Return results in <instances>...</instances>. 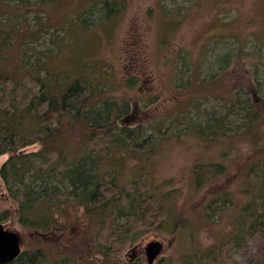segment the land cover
<instances>
[{
  "label": "rangeland",
  "instance_id": "1",
  "mask_svg": "<svg viewBox=\"0 0 264 264\" xmlns=\"http://www.w3.org/2000/svg\"><path fill=\"white\" fill-rule=\"evenodd\" d=\"M120 1L105 15L98 0H0V45L10 69L24 58L27 67L47 63L55 79L66 72L70 81L94 84V100H128L119 120L138 127V141L148 137L153 149L105 159L99 170L113 166L123 174L120 184L142 179L168 215L159 226L137 230L123 254L135 248L146 264L143 248L158 239L165 248L155 264L163 255L174 264L193 257L196 264L198 250L216 253L238 235L252 189L264 174V110L259 119L246 115L264 103V0ZM89 7L93 12L86 13ZM39 75H46L44 69ZM18 88L29 96L39 85L23 76ZM212 119L223 120L215 136L198 128ZM76 137L84 140L86 134ZM7 158L0 155V169ZM209 162L225 168L199 179L194 168ZM7 188L0 175V208L14 209ZM69 217L70 236L86 229L83 208ZM3 223L22 234L27 249L17 217ZM237 241L226 252L230 259L250 264L263 256L264 237Z\"/></svg>",
  "mask_w": 264,
  "mask_h": 264
},
{
  "label": "trees",
  "instance_id": "2",
  "mask_svg": "<svg viewBox=\"0 0 264 264\" xmlns=\"http://www.w3.org/2000/svg\"><path fill=\"white\" fill-rule=\"evenodd\" d=\"M98 1V11L105 15L121 2ZM5 56L6 47L0 45V155L8 154L0 175L17 204L14 209L0 208V221L17 217L28 240V248L8 264H143L142 257L131 259L123 252L137 230L159 226L168 211L157 195L147 193L142 179L120 184L118 176L123 174L113 166L99 170L105 159L108 163L116 155L130 156L132 149H153L148 137L138 141L143 134L138 127L132 129L119 120L129 109L128 100H94L95 86L83 78L70 81L65 72L64 79H55V70L47 63L27 67L25 58L13 70ZM43 69L46 75L41 76ZM23 76L39 85L29 96L18 88ZM130 79L132 85L136 78ZM260 109L264 110L261 101L250 107L247 118L259 119ZM222 126V119H212L198 128L215 136ZM81 132L86 134L84 140L76 137ZM35 143L41 145L38 150L23 149ZM222 167L209 162L196 165L194 171L200 179ZM258 180L238 223V235L221 243L216 253L198 250L196 264H240L227 257L228 248L244 236L264 237V174ZM76 208L84 209L88 224L72 237L65 221ZM251 260L250 264H264V254ZM158 264L174 262L163 255Z\"/></svg>",
  "mask_w": 264,
  "mask_h": 264
},
{
  "label": "water",
  "instance_id": "3",
  "mask_svg": "<svg viewBox=\"0 0 264 264\" xmlns=\"http://www.w3.org/2000/svg\"><path fill=\"white\" fill-rule=\"evenodd\" d=\"M22 234L0 221V264L13 262L23 251ZM164 250V243L152 239L144 246L146 264H155Z\"/></svg>",
  "mask_w": 264,
  "mask_h": 264
},
{
  "label": "flooded vegetation",
  "instance_id": "4",
  "mask_svg": "<svg viewBox=\"0 0 264 264\" xmlns=\"http://www.w3.org/2000/svg\"><path fill=\"white\" fill-rule=\"evenodd\" d=\"M164 248H165V245H164ZM136 252H137L136 249H135V248H132V249L130 250V252L127 254V256H128L129 258L133 259L134 256L137 254ZM143 252H144V248H143ZM144 254H145V253H144ZM136 256H137V255H136ZM135 258H136V257H135Z\"/></svg>",
  "mask_w": 264,
  "mask_h": 264
},
{
  "label": "bare ground",
  "instance_id": "5",
  "mask_svg": "<svg viewBox=\"0 0 264 264\" xmlns=\"http://www.w3.org/2000/svg\"><path fill=\"white\" fill-rule=\"evenodd\" d=\"M62 2V1H61ZM93 4V3H92ZM72 81V80H71ZM74 81V80H73ZM250 200V199H249Z\"/></svg>",
  "mask_w": 264,
  "mask_h": 264
}]
</instances>
